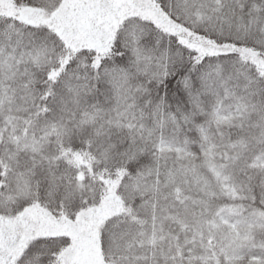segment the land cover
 I'll return each mask as SVG.
<instances>
[{
	"label": "snow or ice",
	"instance_id": "1",
	"mask_svg": "<svg viewBox=\"0 0 264 264\" xmlns=\"http://www.w3.org/2000/svg\"><path fill=\"white\" fill-rule=\"evenodd\" d=\"M0 264H264V0H0Z\"/></svg>",
	"mask_w": 264,
	"mask_h": 264
}]
</instances>
